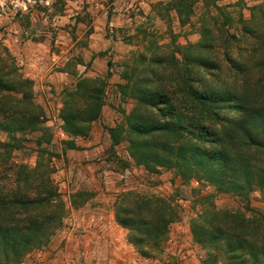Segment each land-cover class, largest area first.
Returning <instances> with one entry per match:
<instances>
[{
  "label": "rangeland",
  "instance_id": "obj_1",
  "mask_svg": "<svg viewBox=\"0 0 264 264\" xmlns=\"http://www.w3.org/2000/svg\"><path fill=\"white\" fill-rule=\"evenodd\" d=\"M195 1L193 15L181 25L175 12L166 11L167 0H0V71L13 68L17 77L31 82L32 105L41 113L40 129L15 134L9 142L0 136L2 144L14 145L0 147V196L11 198L18 189L23 199L47 201L21 210L20 219L51 216L45 243L17 264H205L206 252L190 234L191 221L212 205L244 211L243 200L204 182L183 181L171 169L149 173L136 166L128 142L111 147L108 135L109 129L125 124L134 104L118 92L117 86L126 83L123 75L134 79L158 73L175 83L180 71H194L191 59L205 14L203 0ZM242 1L245 18L250 7L264 5V0ZM216 45L213 58L221 64L224 79L237 80L221 54L224 43L220 39ZM257 45L255 39L240 43L247 49L241 60L251 69L246 72L253 82L260 77L252 68L259 57L250 51ZM237 52L232 49L229 57L236 59ZM80 80L102 83L103 105L86 135L73 137L63 130L61 112L63 96L75 92ZM73 101L84 103L78 97ZM248 204L256 212L246 210L247 217L264 216L258 193L249 196ZM137 214L156 223L168 220L158 244H143L144 251L154 249L146 256L129 243L133 232L117 221Z\"/></svg>",
  "mask_w": 264,
  "mask_h": 264
},
{
  "label": "trees",
  "instance_id": "obj_2",
  "mask_svg": "<svg viewBox=\"0 0 264 264\" xmlns=\"http://www.w3.org/2000/svg\"><path fill=\"white\" fill-rule=\"evenodd\" d=\"M222 1L203 0L200 41L194 47L196 56L191 59L194 71H180L175 83L158 73L134 79L123 75L126 83L117 86L118 92L122 100L131 99L134 104L125 124L109 129L108 135L111 147L128 142L133 163L149 173L158 168L171 169L183 181L204 182L219 193L245 202L244 211H222L212 205V209L191 221L190 234L206 252L205 264H264V235L259 236L264 230V216L247 217L245 213L256 212L248 204L253 193H258L264 204V33L260 32L264 28V5L250 7L249 17L245 18L242 0H227L233 1L227 5L218 3ZM195 2L167 0L165 9L175 12L179 24L185 25L194 13ZM231 29L233 32L229 33ZM220 39L225 45L221 53L224 61L229 71L236 72L237 80L233 82L224 79L221 64L213 58ZM244 39L258 41L250 50L259 57L252 61V68L260 75L255 82L246 72L251 69L241 60L247 53L240 46ZM232 49L238 51L236 59L229 57ZM1 52L4 55L3 49ZM163 61L161 58L155 63ZM30 84L17 77L13 68L0 71V136L4 135L7 142L14 141L15 134L41 127V113L32 105ZM103 93L102 83L90 85L84 80L77 82L75 92L65 93L61 118L68 135H86L90 123L100 115ZM75 97L84 103L78 106V101H73ZM7 145L14 146L0 142V147ZM68 148L77 150L74 144ZM37 167L32 171H37ZM18 170L23 172L26 168ZM17 190L11 198L0 196V264H17L25 254L44 244L45 224L51 220V216L38 219L30 215L20 219L17 213L21 210L46 205L47 201L23 199ZM151 204L147 203L148 207ZM117 221L133 232L128 241L143 256L154 250H142L143 244H158L164 238L161 229L168 222L144 220L140 214Z\"/></svg>",
  "mask_w": 264,
  "mask_h": 264
}]
</instances>
